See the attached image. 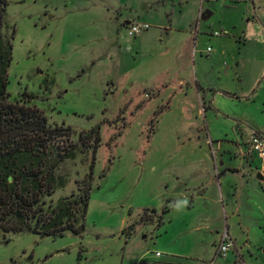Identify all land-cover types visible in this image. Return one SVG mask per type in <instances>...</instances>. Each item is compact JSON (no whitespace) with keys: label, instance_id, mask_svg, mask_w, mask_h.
I'll list each match as a JSON object with an SVG mask.
<instances>
[{"label":"rangeland","instance_id":"obj_1","mask_svg":"<svg viewBox=\"0 0 264 264\" xmlns=\"http://www.w3.org/2000/svg\"><path fill=\"white\" fill-rule=\"evenodd\" d=\"M7 2L9 101L73 130L54 141L76 152L54 202L91 170L81 132L101 124V142L84 232L0 231V263L264 264L259 160L236 145L264 134V0ZM127 21L150 28L131 36Z\"/></svg>","mask_w":264,"mask_h":264},{"label":"trees","instance_id":"obj_2","mask_svg":"<svg viewBox=\"0 0 264 264\" xmlns=\"http://www.w3.org/2000/svg\"><path fill=\"white\" fill-rule=\"evenodd\" d=\"M7 5V0H0V231L27 230L42 237L63 236L66 232L81 235L93 186L95 154L101 142V124L82 131L80 136L94 155L90 172L76 180L73 199L62 197L54 202L57 190L66 187V178L59 169L76 156L71 146L56 148L54 141L63 136L69 138L73 130L52 127L38 108L9 101L8 70L13 44L2 33ZM23 96L32 98L28 94ZM146 212L147 209L139 222L150 220ZM134 228L135 224H131L124 233L130 235Z\"/></svg>","mask_w":264,"mask_h":264},{"label":"built area","instance_id":"obj_3","mask_svg":"<svg viewBox=\"0 0 264 264\" xmlns=\"http://www.w3.org/2000/svg\"><path fill=\"white\" fill-rule=\"evenodd\" d=\"M150 25L146 22L131 21L127 26L128 34L131 36H136L142 31L148 30ZM213 35H221L219 32H214ZM207 51L210 53L213 51L211 47H207ZM245 143L248 145V151L255 154L259 160L258 171L262 174L264 179V134L259 130L251 131L245 138ZM234 247L233 238L226 231L221 239V243L217 249V257H225L227 252ZM157 255H159L157 253Z\"/></svg>","mask_w":264,"mask_h":264},{"label":"crops","instance_id":"obj_4","mask_svg":"<svg viewBox=\"0 0 264 264\" xmlns=\"http://www.w3.org/2000/svg\"><path fill=\"white\" fill-rule=\"evenodd\" d=\"M259 131H261V130H259ZM236 145L242 151V156L244 157V160L246 161L247 165L249 166L248 168L253 169L254 168V165H253L254 164V161H255V159H257V157L255 156V154H253V153H251V152L248 151L247 145L245 143H243L242 140L236 142ZM256 167L258 168L259 166L257 165ZM226 169L227 168H224V170L221 173H224L226 171ZM234 169H236V168H234ZM260 184H261L262 189L264 190V179L260 182Z\"/></svg>","mask_w":264,"mask_h":264},{"label":"water","instance_id":"obj_5","mask_svg":"<svg viewBox=\"0 0 264 264\" xmlns=\"http://www.w3.org/2000/svg\"><path fill=\"white\" fill-rule=\"evenodd\" d=\"M211 16V13L209 11H205L203 14H202V18L203 19H208L209 17ZM131 21H127L125 24H130ZM256 170L258 169L257 167L255 168ZM258 171V170H257ZM256 178L259 180V181H262L263 180V176L262 174L258 171L257 175H256ZM10 180L12 179L11 177L9 178Z\"/></svg>","mask_w":264,"mask_h":264},{"label":"clouds","instance_id":"obj_6","mask_svg":"<svg viewBox=\"0 0 264 264\" xmlns=\"http://www.w3.org/2000/svg\"><path fill=\"white\" fill-rule=\"evenodd\" d=\"M183 204H185V205H186V204H187V200L183 201ZM178 208H179V205H178Z\"/></svg>","mask_w":264,"mask_h":264}]
</instances>
